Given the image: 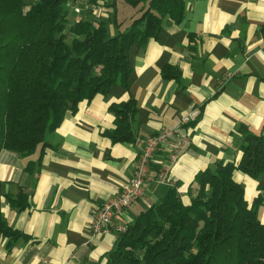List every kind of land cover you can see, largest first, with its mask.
I'll return each mask as SVG.
<instances>
[{
	"label": "crops",
	"instance_id": "0c3cea01",
	"mask_svg": "<svg viewBox=\"0 0 264 264\" xmlns=\"http://www.w3.org/2000/svg\"><path fill=\"white\" fill-rule=\"evenodd\" d=\"M119 2L126 4L116 0L114 18L108 21L111 33L139 14L140 5L130 6L131 13ZM182 3L178 21L164 17L156 39L131 46L126 87L114 83L107 94L81 101L31 155L0 152V212L11 229L23 234L9 247L0 235V264H105L117 227L158 201L169 185L145 182L142 196L115 214L102 235L90 232V210L121 191L143 140L175 127L192 110H198L196 119L180 125L149 168L154 175L167 164L168 179L185 203L198 172L238 160L239 126L264 134V0ZM112 14L108 7L97 13L101 19ZM129 98L136 105L134 142L113 143L106 136L114 128L108 107ZM180 137H187L188 144L169 163L167 156ZM234 177L251 203L264 174L252 179L235 172ZM20 192L28 198L23 210L6 198Z\"/></svg>",
	"mask_w": 264,
	"mask_h": 264
},
{
	"label": "trees",
	"instance_id": "16d2710c",
	"mask_svg": "<svg viewBox=\"0 0 264 264\" xmlns=\"http://www.w3.org/2000/svg\"><path fill=\"white\" fill-rule=\"evenodd\" d=\"M112 8L108 19L91 10L76 15L70 5ZM116 0H0V152L29 156L44 147L47 133L66 114L114 83L127 86L128 53L135 43L156 39L164 17L178 21L182 0H124L139 14L124 28L109 30ZM114 22V21H113ZM119 27V26H118ZM114 128L111 142L133 143V98L108 107ZM238 160L218 162L198 172L183 202L176 185L117 234L105 264H264V184L251 203L239 172L257 179L264 174V134L238 128ZM18 210L27 195L6 196ZM1 207V183H0ZM0 235L7 246L23 234L11 229L0 212Z\"/></svg>",
	"mask_w": 264,
	"mask_h": 264
},
{
	"label": "built area",
	"instance_id": "2783aa9c",
	"mask_svg": "<svg viewBox=\"0 0 264 264\" xmlns=\"http://www.w3.org/2000/svg\"><path fill=\"white\" fill-rule=\"evenodd\" d=\"M70 7L76 15H81L89 10L97 14L102 8L81 2L72 4ZM197 116L198 110H192L175 127L161 129L140 143L132 174L124 187L113 198L90 210L89 229L92 234L102 235L108 232L112 225L113 216L142 196L145 182L156 181L174 186L168 179L169 166L167 164H162L154 175H151L149 174L150 163L159 147L175 136L176 130L180 125L188 121H194ZM187 144V137H180L173 144L167 156L169 163L176 159ZM176 190L179 192L177 187ZM124 229L125 226L120 225L116 231L119 233L124 231Z\"/></svg>",
	"mask_w": 264,
	"mask_h": 264
},
{
	"label": "rangeland",
	"instance_id": "374dc122",
	"mask_svg": "<svg viewBox=\"0 0 264 264\" xmlns=\"http://www.w3.org/2000/svg\"><path fill=\"white\" fill-rule=\"evenodd\" d=\"M119 7H120V9H122V8H126L129 12H133V10H132V8L129 6V5H127V4H124L123 2L121 3V2H119ZM262 210H264V206L260 209V212L262 211ZM259 212V213H260Z\"/></svg>",
	"mask_w": 264,
	"mask_h": 264
}]
</instances>
